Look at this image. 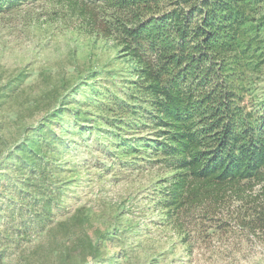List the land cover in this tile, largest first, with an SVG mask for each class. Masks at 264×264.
<instances>
[{
	"label": "rangeland",
	"instance_id": "rangeland-1",
	"mask_svg": "<svg viewBox=\"0 0 264 264\" xmlns=\"http://www.w3.org/2000/svg\"><path fill=\"white\" fill-rule=\"evenodd\" d=\"M128 65L116 42L89 34L66 0H20L0 12V264H79L89 242L107 230L113 233L102 241L104 259L89 255V264H264V229L242 223L264 206V182L250 183L245 200L227 199L217 212L188 213L178 228L155 203L157 183L167 176L157 157L105 155L103 132L90 126L98 120L110 128L98 106L117 100L109 88L128 86ZM247 76L263 98L264 65ZM74 109L92 119L76 125ZM58 111L65 114L54 127L67 144L48 154L46 181L61 183L64 194L42 219L38 186H23L30 170L13 165V151L30 127ZM143 126L121 133L150 132ZM78 214L88 219L78 223Z\"/></svg>",
	"mask_w": 264,
	"mask_h": 264
},
{
	"label": "trees",
	"instance_id": "trees-1",
	"mask_svg": "<svg viewBox=\"0 0 264 264\" xmlns=\"http://www.w3.org/2000/svg\"><path fill=\"white\" fill-rule=\"evenodd\" d=\"M19 1L0 0V12ZM66 3L89 34L113 39L128 61V86L122 92L109 88L108 95L117 100L98 106L110 128L97 126L98 120L90 127L103 132L99 143L110 159L157 157L167 176L157 183L155 203L168 220L176 219L181 228L188 213L197 211L203 217L217 212L227 199L245 200L250 183L264 182V97L254 96L247 76L256 75L264 65V0ZM94 95L93 105L100 92ZM116 111V116L108 114ZM73 112L76 125L92 119L80 109ZM64 114L58 111L30 127L31 133L13 151V165L30 170L23 186H38L42 219L50 215L53 201L58 205L63 199L64 186L47 182L46 170L48 154L67 144L57 131L61 127H54ZM134 125L151 130L132 136L121 133V128ZM109 135L114 139L107 143ZM260 207L245 217L243 225L264 229V206ZM74 219L84 223L88 216L78 214ZM112 233L107 230L89 242L79 264H89V255L94 261L104 259L102 241ZM3 257L0 252V263Z\"/></svg>",
	"mask_w": 264,
	"mask_h": 264
}]
</instances>
